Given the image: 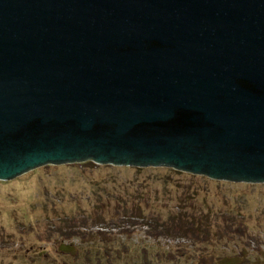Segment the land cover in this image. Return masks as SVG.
<instances>
[{"label":"water","instance_id":"obj_1","mask_svg":"<svg viewBox=\"0 0 264 264\" xmlns=\"http://www.w3.org/2000/svg\"><path fill=\"white\" fill-rule=\"evenodd\" d=\"M87 161L264 183V0H0V180Z\"/></svg>","mask_w":264,"mask_h":264},{"label":"rangeland","instance_id":"obj_2","mask_svg":"<svg viewBox=\"0 0 264 264\" xmlns=\"http://www.w3.org/2000/svg\"><path fill=\"white\" fill-rule=\"evenodd\" d=\"M0 264H264V183L42 166L0 180Z\"/></svg>","mask_w":264,"mask_h":264},{"label":"trees","instance_id":"obj_3","mask_svg":"<svg viewBox=\"0 0 264 264\" xmlns=\"http://www.w3.org/2000/svg\"><path fill=\"white\" fill-rule=\"evenodd\" d=\"M88 162H92V161H88ZM138 168L142 169V167H138Z\"/></svg>","mask_w":264,"mask_h":264}]
</instances>
